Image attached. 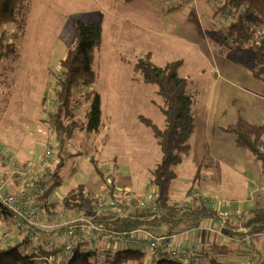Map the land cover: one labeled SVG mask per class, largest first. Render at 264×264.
Masks as SVG:
<instances>
[{"label": "rangeland", "instance_id": "rangeland-1", "mask_svg": "<svg viewBox=\"0 0 264 264\" xmlns=\"http://www.w3.org/2000/svg\"><path fill=\"white\" fill-rule=\"evenodd\" d=\"M31 2L26 34L17 43L18 60L14 63H10L12 58L4 60L0 67L5 73L0 84V176L8 179L15 193H20L25 185L31 190L37 181L44 180L45 171L54 169L60 160L49 112L54 106L60 61L66 56L68 41L73 36L71 20L84 18L100 25L102 44L96 51V79L78 91L82 96H77L81 102L76 104L75 113L83 122L91 102L85 99L86 94L98 91L105 128L98 136L79 129L68 141L63 151L65 165L60 170L63 182L52 198L59 199L70 188L84 183L109 203L113 181L116 197L123 201L126 213L136 207L134 200L148 203L155 195L157 188L151 180L160 149L144 119L163 126L164 116L156 86L144 83L142 75L135 71L136 64L149 56L161 66L181 61L179 74L188 80L195 99L196 128L190 139V152L172 182L171 200L188 202L196 197L208 200L213 207L223 209L220 217L223 214L225 221L232 214L264 204V171L260 160L248 148L238 146L233 134L221 130L235 125L239 117L251 135L264 125V80L252 75L253 43L238 42L227 47L223 42V34L233 20L224 11L226 0ZM15 25L7 22L2 26L11 40ZM48 147L52 157L41 162ZM92 158L110 175L108 183L97 174ZM12 161L22 162L31 175L12 174L9 170ZM1 165L8 167L10 173L4 174ZM46 181L48 185L51 179ZM190 188L194 190L188 194ZM33 194L29 191L30 199H25L24 204H29L31 195L36 199V193ZM61 215L50 220L46 214L41 219L47 225L45 230L53 236L47 244L57 239L60 230L53 225L77 218ZM205 222L204 219L199 222L198 232ZM27 233L29 230L17 221H0V236L5 242L15 243ZM36 233L43 235L41 231ZM36 233L32 234L33 242L39 244ZM243 244L244 249L237 243V252L234 250L236 253L220 260L246 264L255 255L264 256V235L247 239ZM110 245L107 241V248ZM92 246L97 248L96 241ZM196 264H207L206 257Z\"/></svg>", "mask_w": 264, "mask_h": 264}, {"label": "trees", "instance_id": "trees-1", "mask_svg": "<svg viewBox=\"0 0 264 264\" xmlns=\"http://www.w3.org/2000/svg\"><path fill=\"white\" fill-rule=\"evenodd\" d=\"M31 8V0H0L1 68L4 60L10 61L9 59L12 58L10 63L18 60L17 43L26 34ZM223 8L233 18L223 34V42L227 47L238 42L242 44L252 42L255 49L252 75L264 80V0H226ZM7 22L16 24L12 40L8 32L2 29L3 24ZM71 22L73 36L68 41L66 56L60 61L61 71L56 77L54 86V106L52 112H49L50 122L56 133L59 149L57 155L60 160L54 169L49 168L47 172L45 171L43 181H37L31 188L33 193H36V199L31 195L29 204L24 205L38 207L43 211L44 217L46 214L49 217L66 214L69 218L74 216L77 218L65 220L70 223L62 228H55L60 229L55 236L56 245L49 247L47 242L53 236L44 226L24 219L0 202L1 222L17 221L20 226L29 230L22 240H17L15 243L5 242L0 236V264H126L131 261L137 264H196V262H184L163 250H152L148 253L146 248L133 244H120L125 247L118 248V244L104 237L106 231L123 232L137 228L151 230L154 234L171 236L177 234L176 228L181 224H197L200 220L208 218L220 219L221 212L208 200L196 197L188 202H177L172 201L170 196L172 182L178 176L179 165L190 152V139L196 128L193 111L194 94L189 91L188 80L179 74L181 61H173L161 66L154 64L148 56L142 58L135 66V71L142 75L144 83L156 86L161 98L159 107L164 116L163 126L148 118L144 119L160 149V159L152 171L151 180L157 192L155 195L152 194L150 201L142 205L140 200H134L136 207L124 213L125 205L116 197L113 181L110 185L109 203H106L101 195L92 193L84 183L70 188L59 199L52 198L63 182L60 170L65 165L63 151L68 141L76 136L79 129L98 136L105 128L102 97L98 91H90L86 94L85 99L91 102L83 122L77 119L75 113L76 104L81 102L77 96L79 94L82 96L78 91H81L83 86H90L96 79L95 58L96 51L102 44L101 27L84 18H72ZM4 76V71L0 69V84ZM238 120L235 125L221 127V130L233 134L238 146L248 148L260 160L264 171V125L258 127L255 135H251L243 118L239 117ZM93 162L97 174L108 183L110 175L97 165L96 161ZM46 178L51 179L48 185ZM25 186L29 189V186ZM193 190L190 188L188 194ZM111 201H117V207H112ZM236 214L226 219L225 227L228 232L237 235L242 233L241 228L247 229L250 235L264 232V204L249 207ZM81 215L92 217L102 226L103 231L99 237L92 240L86 238L88 229L77 227V219ZM72 224L76 226L73 235L69 237L68 231ZM39 231L43 232L41 237L37 236L36 232ZM33 232L36 233L39 244L33 242ZM67 241L73 245L72 253L68 257L65 251ZM93 241H96L97 248H93ZM107 241L111 242L109 248ZM233 249L231 244L212 242L204 245L199 250V255L200 259L206 257L207 264H227L220 258L233 254ZM246 264H264V256L255 255Z\"/></svg>", "mask_w": 264, "mask_h": 264}, {"label": "built area", "instance_id": "built-area-1", "mask_svg": "<svg viewBox=\"0 0 264 264\" xmlns=\"http://www.w3.org/2000/svg\"><path fill=\"white\" fill-rule=\"evenodd\" d=\"M1 157V153H0ZM52 157V150L49 148L46 150L44 157L40 159L41 162ZM12 174H19L22 177L30 176V169L25 166L22 162L12 161L9 165ZM8 179L0 176V202L7 208L12 209L19 216L24 219L40 226L47 227L46 224L41 222L44 214L41 209L34 205H24L25 199L28 198V187L24 186L20 193H13L8 190ZM117 201H111L112 207H117ZM146 205V203H142ZM75 222V221H74ZM70 222L65 220L58 225H53V228H62L64 225H68ZM76 224H72L68 231V236L73 235V229ZM77 227L81 229H88L86 238L89 240L99 237V234L103 231L101 225L97 224L92 217L83 216L77 219ZM186 234V232L184 233ZM183 234V235H184ZM104 237H108L114 243L120 245H137L150 249L153 251L163 250L166 251L170 256L177 257L184 262H198L200 260L199 249L197 247L187 248L176 245V240L178 241L179 235L173 234L171 236H166L164 234H154L151 230L145 228H137L131 231H106ZM56 245L55 240H51L49 247H54ZM73 245L70 241L65 242L66 257L70 256L72 253Z\"/></svg>", "mask_w": 264, "mask_h": 264}, {"label": "crops", "instance_id": "crops-1", "mask_svg": "<svg viewBox=\"0 0 264 264\" xmlns=\"http://www.w3.org/2000/svg\"><path fill=\"white\" fill-rule=\"evenodd\" d=\"M25 160L28 161L29 159H25ZM29 162H31V161H29ZM1 167H2V170L4 171V174H6L7 172L10 173V171H11L10 168H9L10 171H8V167L2 166V165H1ZM11 177H14V176H11ZM8 190L14 192L12 184L8 185ZM218 210L221 213L224 212L223 209H221V208H218ZM222 215H221L220 219H214V218L204 219V220H206V222L204 225L201 226L202 229L200 227L201 231H199V232H198L197 227L199 226V222L201 220L197 224L184 223L182 228H180L176 232L177 234H181L178 236L179 237L178 241L176 240V242H177L176 245L181 246V247H187V248L197 247L200 250L204 245H206L208 243H212V242H221L222 243V242H224V243L231 244L232 247H234V249H233V253H234L235 251L237 252V246H238L237 243L240 244L239 248H242L245 246L243 244V242H245L247 239L253 240V238L255 236L264 235V233H258L255 235H250L248 233L247 229L241 228L240 231L242 233H239L238 236H235L236 233L232 234V233L228 232V230L224 226L226 221H225V217H223L224 215L223 216ZM53 218H54V216L50 217V220H53ZM61 218H63V216ZM50 226H52V225H50ZM185 232H186V234H184ZM257 238H259V237H257ZM256 242H257V246L261 245L260 240H258ZM242 249H244V248H242ZM255 249H256L257 253H262L261 251L259 252V250H257V248H255Z\"/></svg>", "mask_w": 264, "mask_h": 264}]
</instances>
